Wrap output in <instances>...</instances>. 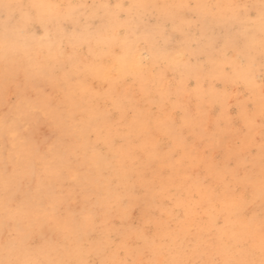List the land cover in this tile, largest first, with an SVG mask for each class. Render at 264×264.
Here are the masks:
<instances>
[{
  "label": "clouds",
  "instance_id": "1",
  "mask_svg": "<svg viewBox=\"0 0 264 264\" xmlns=\"http://www.w3.org/2000/svg\"><path fill=\"white\" fill-rule=\"evenodd\" d=\"M0 264H264V0H0Z\"/></svg>",
  "mask_w": 264,
  "mask_h": 264
}]
</instances>
